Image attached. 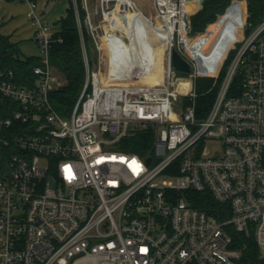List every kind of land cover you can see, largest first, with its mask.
Returning <instances> with one entry per match:
<instances>
[{"label":"built area","instance_id":"1","mask_svg":"<svg viewBox=\"0 0 264 264\" xmlns=\"http://www.w3.org/2000/svg\"><path fill=\"white\" fill-rule=\"evenodd\" d=\"M120 1L102 0L106 18ZM186 1L153 0L167 35L162 82L127 66L118 74L128 82H105L108 69L86 56L83 88L63 115L51 100L64 82L50 60L55 28L39 0H20L41 55L34 87L0 71V264H243L232 229L254 236L264 261V19L248 31L245 13L240 30L224 12L193 32ZM174 47L188 76L171 65ZM198 77L220 80L202 118ZM144 128L155 131L151 154L119 148ZM200 192L230 215L196 205Z\"/></svg>","mask_w":264,"mask_h":264},{"label":"trees","instance_id":"2","mask_svg":"<svg viewBox=\"0 0 264 264\" xmlns=\"http://www.w3.org/2000/svg\"><path fill=\"white\" fill-rule=\"evenodd\" d=\"M77 1L86 50L89 61L94 64L98 51L84 24L86 10L82 7V0ZM232 1L204 0L203 8L191 16L192 31L205 30L210 23L214 22L220 14H223L230 7ZM239 6L240 3L235 2L229 8L227 16L234 15L235 17ZM245 13L248 14L246 23L247 30L250 31L264 19V0H245ZM53 26L55 32L50 50V60L55 71L62 76L64 82L51 92V100L60 113L69 115L79 98L86 77L81 27L71 0H68L65 15L58 20V25ZM19 44V41H12L10 35L0 30V71H13L15 81L21 85L34 87L36 82L34 68L40 64V56L22 57ZM219 82L220 80L215 84L214 79L209 77L196 79L195 107L198 118L204 117L209 112L217 95ZM237 82H240L239 77L235 80V83ZM184 101L185 104L192 103L187 97ZM154 132L152 128L140 129L134 135L125 138L119 148L140 155H149L153 151ZM193 196L196 197L195 204L208 213L221 218L230 215L227 207H222L223 205L215 200L209 192L193 193ZM222 209L226 212H223L225 214H222ZM231 235L233 246L242 250L243 264H264L254 236H247L245 233L233 229Z\"/></svg>","mask_w":264,"mask_h":264},{"label":"rangeland","instance_id":"3","mask_svg":"<svg viewBox=\"0 0 264 264\" xmlns=\"http://www.w3.org/2000/svg\"><path fill=\"white\" fill-rule=\"evenodd\" d=\"M71 1L75 8L76 16L78 18V22L81 27L82 44H83V49H84V61H85L86 56L88 57V53L86 50V45H85L84 36L82 32V25L80 24L81 21H80L79 9H78V1L77 0H71ZM13 2L19 3L20 1L18 0V1H13ZM39 2L42 8V11H43V17L46 20H48L52 25H58V20L62 16H64L66 13V9L68 7V0H39ZM135 2L139 6V8L144 12V16L147 18V20L149 19L148 20L149 25H147V29H146V31L148 32V43L151 46L152 50H154L158 55L159 61L161 63L160 74L162 75V78L164 80V77L167 72V67H168V59H167L168 50L165 48V46H160V43L156 41V38H155L154 32H155L157 25L160 23V21L155 17V13L153 11V0H135ZM235 2L240 3L239 8H237L238 9L236 13L237 15H235V17L234 15H230L228 17L233 22V27L235 28L238 27L241 30L242 29L241 24L245 23L244 18H243V21L241 19L243 15H245V0H233L230 7H232V5ZM81 3H82V7L86 10L84 24L87 28V32L91 34L95 47L97 48V51H98V56H97V59L94 60V64L90 62L91 67L92 68L102 67V69L104 70L105 68H107V61H108L109 52H108L107 46L112 47V48L114 47L111 42L112 40L118 39L120 42L126 43L127 46L132 45L133 42L134 43L138 42L139 38L135 37L132 39L130 36V32L128 31L131 30L134 33L139 34V32L141 31L140 19L142 18V14L141 12L137 11V9H133L132 10L133 16L123 17V23H126L128 25V31H127L123 26H121V24H118L117 22L116 23L111 22L109 17L107 18L105 17L104 12L102 11V0H82ZM19 4L18 6H14L15 10H13L12 8L11 9L3 8V6H0V8L2 9L1 11L3 12V13L0 12L1 13L0 16L7 14V13H8L7 15L12 16L14 15L13 13H15V16L21 21L20 26H22L23 24L25 25V23L30 25L29 21L26 18L25 11H23V7L25 5L23 3H19ZM113 8H114V5H111L110 10H112ZM229 8L225 11L226 16L228 14ZM114 12L115 10L110 12L111 13L110 17L114 16ZM196 12H198L197 6L195 10L190 12V17H189L190 20H191V16ZM116 14L118 15V18H121V16L119 15V11ZM1 22H4V21L0 20V26L3 25ZM191 24H192V21H191ZM19 46L22 51V57H26L30 55H35V56L41 55V51L37 45V42L35 41V37H32V38L30 37V38L20 41ZM127 46L124 47V53L129 58H132V54H134V52L131 51V49ZM145 54L148 55V52L146 50H145ZM124 61L125 63L127 62V60H124ZM127 65L130 66V63ZM177 75L178 76H188V74H183V73H177ZM184 99L185 97L183 98V100ZM181 100L182 99H179V102Z\"/></svg>","mask_w":264,"mask_h":264},{"label":"bare ground","instance_id":"4","mask_svg":"<svg viewBox=\"0 0 264 264\" xmlns=\"http://www.w3.org/2000/svg\"><path fill=\"white\" fill-rule=\"evenodd\" d=\"M119 5L120 6L118 7V9L114 12V16L109 17L110 21L121 24V26H123L128 31V25L126 23H123V17L133 16L132 10L135 9L133 0H121ZM196 6H197L196 0H191V1L187 0L185 3V7L188 12H192L193 10H195ZM122 7H125V9L127 10L126 14H123L120 12L119 8H122ZM118 11H119V15L121 16V18H118V15L116 14ZM140 24H141V31L139 32V34L134 33L131 30L128 31L130 32V36L132 39L135 37L139 38L137 43L133 42L132 45L127 46L126 43L120 42L118 39L116 40L114 39L111 41L114 47L112 48V47L107 46L108 52H109L108 61H107L108 71H107V78H104L105 82L106 80L107 82H116V83L128 82L129 81V78H127L128 76L118 74V69L121 67L124 68L125 66H127L126 68H128V71L126 73H129V74L130 73L135 74L141 71L140 77H142V80L144 83L157 84L163 81L162 75L160 74L161 63L159 61L158 55L154 50H152L151 46L148 43V32L146 31V29L149 23H148L147 18L143 14H142V18L140 19ZM158 28H161L160 25L156 27L155 32H154L156 41L160 43V46H165L166 48L167 35L165 32H159ZM125 46L129 47L131 51L134 52V54H132V58H129L128 56L125 55L124 53ZM145 50L148 52V55L145 54ZM124 60H127V62L125 63ZM129 63H130V66L127 65ZM137 63H139V65L144 63L146 64V67L144 69L143 67L139 69L137 67L132 66V65H136ZM115 68L117 72L116 80L112 79L110 76V70L115 69ZM120 76H123L124 78H119L120 80H118V77ZM176 86L180 90L181 89L187 90L190 88L191 83L189 79H178L176 81Z\"/></svg>","mask_w":264,"mask_h":264},{"label":"crops","instance_id":"5","mask_svg":"<svg viewBox=\"0 0 264 264\" xmlns=\"http://www.w3.org/2000/svg\"><path fill=\"white\" fill-rule=\"evenodd\" d=\"M0 2H1L0 6H3V8H9V9L12 8L13 10H15L14 6H18V4L21 3V2L18 3V2L6 1V0H0ZM24 8L25 6L23 7V11H25L26 13V8L25 9ZM1 10L2 9L0 8V12L3 13ZM7 14L0 16V20L4 21V22H1L3 24L0 27L1 32L11 35L13 41H16V42L17 41L20 42L27 38L34 37V28L31 24L30 26L29 24L25 23V25L23 24L22 26H20L21 21L15 16V13H13L14 15L12 16H9Z\"/></svg>","mask_w":264,"mask_h":264},{"label":"water","instance_id":"6","mask_svg":"<svg viewBox=\"0 0 264 264\" xmlns=\"http://www.w3.org/2000/svg\"><path fill=\"white\" fill-rule=\"evenodd\" d=\"M197 1L199 2V8L202 9L204 0ZM171 65L176 72L183 74H189L192 69L190 62L186 58H184L175 47L171 49ZM54 186L55 182L52 180V187Z\"/></svg>","mask_w":264,"mask_h":264}]
</instances>
